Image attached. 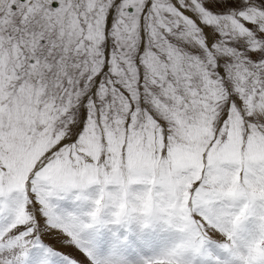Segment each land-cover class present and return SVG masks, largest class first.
<instances>
[{
  "label": "snow or ice",
  "instance_id": "1",
  "mask_svg": "<svg viewBox=\"0 0 264 264\" xmlns=\"http://www.w3.org/2000/svg\"><path fill=\"white\" fill-rule=\"evenodd\" d=\"M134 221L264 264V0H0V264H126L82 234Z\"/></svg>",
  "mask_w": 264,
  "mask_h": 264
},
{
  "label": "rangeland",
  "instance_id": "2",
  "mask_svg": "<svg viewBox=\"0 0 264 264\" xmlns=\"http://www.w3.org/2000/svg\"><path fill=\"white\" fill-rule=\"evenodd\" d=\"M140 187L142 186H133L134 189ZM92 191L93 189H89V192ZM52 204L55 211L61 215L83 213L88 207L87 203L76 200L72 193L54 197ZM138 223L134 221L127 225L107 224L97 230L83 233L82 238L101 260H123L126 264H142L143 260L158 255L170 246L175 234L163 222L154 223L150 227H144ZM215 236H211L209 239L208 251L213 257H219L222 260L228 259L227 253L220 247L224 242L222 237ZM40 255L41 250L33 249L27 264H37ZM61 259V257L52 256L50 264H59ZM203 260L204 262L201 260L200 264L207 263L206 259Z\"/></svg>",
  "mask_w": 264,
  "mask_h": 264
},
{
  "label": "clouds",
  "instance_id": "3",
  "mask_svg": "<svg viewBox=\"0 0 264 264\" xmlns=\"http://www.w3.org/2000/svg\"><path fill=\"white\" fill-rule=\"evenodd\" d=\"M261 243H264V242L258 241L257 242V247H259ZM158 261H163V264H175V260L173 259V256H172L171 253L162 254L161 256L154 257L151 260V264H157Z\"/></svg>",
  "mask_w": 264,
  "mask_h": 264
},
{
  "label": "bare ground",
  "instance_id": "4",
  "mask_svg": "<svg viewBox=\"0 0 264 264\" xmlns=\"http://www.w3.org/2000/svg\"><path fill=\"white\" fill-rule=\"evenodd\" d=\"M135 223H137V222H135ZM139 224V223H138ZM139 225H141V223L139 224ZM213 236H215V235H213ZM212 236V237H213ZM217 237H219V236H217ZM215 238H216V236H215ZM173 241V240H172ZM169 242H170V240H169ZM172 243V242H171ZM164 248H166L165 246H164ZM202 261L204 262V260L202 259ZM206 261V260H205ZM207 264V263H206Z\"/></svg>",
  "mask_w": 264,
  "mask_h": 264
}]
</instances>
